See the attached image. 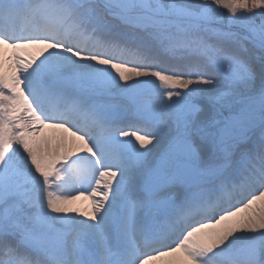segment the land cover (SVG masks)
Segmentation results:
<instances>
[{
    "label": "snow or ice",
    "instance_id": "obj_1",
    "mask_svg": "<svg viewBox=\"0 0 264 264\" xmlns=\"http://www.w3.org/2000/svg\"><path fill=\"white\" fill-rule=\"evenodd\" d=\"M0 264H264V0H0Z\"/></svg>",
    "mask_w": 264,
    "mask_h": 264
}]
</instances>
